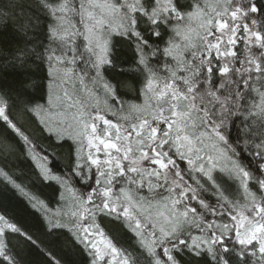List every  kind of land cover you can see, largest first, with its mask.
<instances>
[{
  "label": "snow or ice",
  "instance_id": "obj_1",
  "mask_svg": "<svg viewBox=\"0 0 264 264\" xmlns=\"http://www.w3.org/2000/svg\"><path fill=\"white\" fill-rule=\"evenodd\" d=\"M5 189L0 264H264V0H0Z\"/></svg>",
  "mask_w": 264,
  "mask_h": 264
},
{
  "label": "trees",
  "instance_id": "obj_2",
  "mask_svg": "<svg viewBox=\"0 0 264 264\" xmlns=\"http://www.w3.org/2000/svg\"><path fill=\"white\" fill-rule=\"evenodd\" d=\"M6 35H7V38H11L12 33L9 32ZM122 91L127 93L123 97L125 100H130V101L135 102V103L140 102L138 100H135L134 94L132 92H130L129 89L125 88V89H122ZM28 127H29L30 131H33V133L38 136L39 142L43 146L47 147L48 142L46 140H44L43 137H39V133H38V131H36V126L29 124ZM233 134H235V129H233ZM64 151H65L64 149H57L56 150V155L59 157V160L61 162L60 166H62V162L64 159V156H63ZM244 159H245V162H247V157H245ZM16 163H17V165H19V167H25V168L28 167V164L26 161L23 163H21L20 161H17ZM17 170H19V169H17ZM34 191H37V190H34ZM38 192L43 194L41 198L48 199L52 196L53 189L51 187H41L38 190ZM0 204H3V206L6 207L10 213L24 214L26 216L25 219H27L30 223L32 222L31 217H28L26 213H23L22 203L16 198V196H14L12 194V192H10L6 189L0 190Z\"/></svg>",
  "mask_w": 264,
  "mask_h": 264
},
{
  "label": "rangeland",
  "instance_id": "obj_3",
  "mask_svg": "<svg viewBox=\"0 0 264 264\" xmlns=\"http://www.w3.org/2000/svg\"><path fill=\"white\" fill-rule=\"evenodd\" d=\"M254 95V94H253ZM109 118H111V117H109Z\"/></svg>",
  "mask_w": 264,
  "mask_h": 264
}]
</instances>
